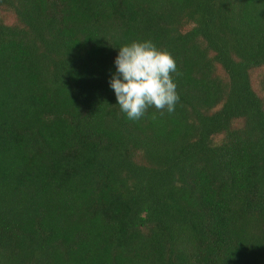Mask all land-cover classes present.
Wrapping results in <instances>:
<instances>
[{
	"label": "trees",
	"instance_id": "trees-1",
	"mask_svg": "<svg viewBox=\"0 0 264 264\" xmlns=\"http://www.w3.org/2000/svg\"><path fill=\"white\" fill-rule=\"evenodd\" d=\"M144 40L179 102L130 121ZM0 264H264V0H0Z\"/></svg>",
	"mask_w": 264,
	"mask_h": 264
},
{
	"label": "clouds",
	"instance_id": "clouds-1",
	"mask_svg": "<svg viewBox=\"0 0 264 264\" xmlns=\"http://www.w3.org/2000/svg\"><path fill=\"white\" fill-rule=\"evenodd\" d=\"M108 85L116 105L130 121L145 117L149 109L172 113L179 102L178 68L172 54L151 40L134 41L117 48Z\"/></svg>",
	"mask_w": 264,
	"mask_h": 264
}]
</instances>
